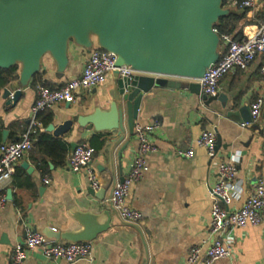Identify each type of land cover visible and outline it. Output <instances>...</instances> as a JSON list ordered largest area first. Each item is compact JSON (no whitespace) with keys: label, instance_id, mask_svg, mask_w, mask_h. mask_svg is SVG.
<instances>
[{"label":"crops","instance_id":"0c3cea01","mask_svg":"<svg viewBox=\"0 0 264 264\" xmlns=\"http://www.w3.org/2000/svg\"><path fill=\"white\" fill-rule=\"evenodd\" d=\"M262 1L261 6L248 10V25L263 21ZM88 57L89 51L71 43L69 66L61 73L54 59L46 55L40 82L59 87L81 74ZM261 62L258 56L247 70L235 69L226 74L214 95L217 98L209 104L185 86V79L156 75L157 79L164 80L163 84L144 95L137 122L160 124L152 135L157 151L147 156L150 170L132 185L127 198L128 205L142 212L143 218L136 228L112 213L111 226L95 239L86 241L93 245L91 257L74 264H184L192 246L205 239L214 240L209 233L215 203L210 188L218 180L219 163L232 156L238 159L237 183L243 199L232 201V209L242 204L256 182L264 181V106L257 120L247 127L241 126L251 119L253 102L264 97ZM19 72L20 69L15 79L0 88V143L20 139L28 127L37 97L33 78L28 86L20 87L23 93L18 102L7 104L4 89L10 87L13 95L19 88ZM117 91L118 80L114 73L109 74L104 83L80 91L73 101L61 102L41 112V120L49 119L41 133L48 139L65 143L66 159L59 164L34 143L18 162L11 180L1 187L0 193L5 194L7 201L0 207V264H11L13 246L24 242L31 231L46 236L47 229L55 235L78 232L83 224L94 229L107 220L103 215L110 209L107 199L114 184L130 171L138 151L135 132L127 133L125 141L129 144L120 160L119 150L125 141L116 146L105 132L80 131L77 122L71 131L56 136L49 125L58 127L74 115L108 114ZM207 129L217 133L214 159L208 156L206 148L195 144ZM82 142L96 148L92 164L101 180L98 190L91 187L83 173H75L69 167L75 144ZM189 148L194 149L193 157L179 154L180 150ZM24 162L33 170L24 167ZM45 176L50 178L49 184L45 183ZM223 238L229 243L232 255L213 264H264V212L260 224L233 228ZM26 262L69 264L63 259L47 258L39 248L28 251Z\"/></svg>","mask_w":264,"mask_h":264},{"label":"water","instance_id":"95a60500","mask_svg":"<svg viewBox=\"0 0 264 264\" xmlns=\"http://www.w3.org/2000/svg\"><path fill=\"white\" fill-rule=\"evenodd\" d=\"M223 3L224 0H0V68L17 65L20 69L19 88L13 95L10 87L4 89L7 104L18 102L23 93L20 87L28 86L41 72L46 55L54 59L61 73L65 72L71 43L89 52L96 45L114 52L117 66L128 65L138 74L130 79L115 71L118 91L110 112L74 115L58 127L50 124L49 130L56 136L71 131L77 122L80 131L105 132L112 144L123 143L128 132L134 134L144 95L163 84L164 80L156 75L185 79V86L209 104L217 96L204 94L193 80L203 77L220 57V35L214 25L230 12ZM6 134L5 130L3 136ZM128 144H122L120 160ZM23 166L33 170L27 162ZM103 190L102 187L101 195ZM111 195L107 199L110 209L103 213L107 220L100 226L91 229L83 224L78 232L55 235L47 229L45 233L67 242L95 239L111 226L112 213L119 215ZM126 224L138 228V224Z\"/></svg>","mask_w":264,"mask_h":264},{"label":"built area","instance_id":"2783aa9c","mask_svg":"<svg viewBox=\"0 0 264 264\" xmlns=\"http://www.w3.org/2000/svg\"><path fill=\"white\" fill-rule=\"evenodd\" d=\"M236 3V0H233ZM262 0H243L241 7L254 9L261 6ZM216 30V29H215ZM217 31V30H216ZM220 57L206 70L203 77L193 81L198 82L204 94L215 95L218 92L221 79L229 72L240 69L247 70L253 61L261 57V73L264 75V20L259 24L244 26L240 39H234L230 34L220 35ZM118 71L121 77L132 79L138 72L128 65L117 66V55L114 52L93 48L78 77L68 79L57 88L51 89L43 83H37L35 90L37 97L32 107V115L28 127L20 139L0 143V189L9 182L16 171L18 162L33 148L35 136L44 130L39 118L41 112L53 108L61 102H71L77 93L91 90L104 83L109 74ZM264 106V97H259L251 107V119L241 123L247 127L261 115ZM157 121H138L134 132L139 143L137 154L128 174L116 183L112 190L111 202L118 211L121 220L125 223L138 224L143 213L130 207L127 203L131 187L141 181L149 172L150 166L147 156L157 151V146L152 141V135L158 130ZM195 144L204 147L211 159L217 157V133L214 130H204L195 140ZM96 148L87 142L78 144L69 158V167L75 173H83L91 187L98 190L101 180L93 167V157ZM179 154L191 158L194 149L180 150ZM218 180L211 186L210 194L215 203L212 208V218L209 224V233L215 238L208 239L191 247L184 264H213L221 258L232 255L229 243L223 236L236 227L258 225L262 221L264 212V181L259 180L253 186L251 193L244 198L242 204L230 208L232 201L243 199L241 187L237 183L239 173L238 159L235 156L229 160L221 161L218 167ZM46 184L50 178L45 176ZM7 199L0 193V207ZM41 249L44 256L51 259H63L69 264L91 257L93 245L90 242H67L49 238L38 231L28 233L24 242L13 246L11 264H27L28 251Z\"/></svg>","mask_w":264,"mask_h":264},{"label":"trees","instance_id":"16d2710c","mask_svg":"<svg viewBox=\"0 0 264 264\" xmlns=\"http://www.w3.org/2000/svg\"><path fill=\"white\" fill-rule=\"evenodd\" d=\"M243 0H224L223 6L229 8L230 12L227 15L220 17L219 21L214 25L218 34H230L234 39H240L243 35L244 26L248 25L250 21L247 20L248 8L241 7ZM264 20V19H263ZM252 24V23H251ZM259 24V22H258ZM94 48H99L97 45ZM19 66H12L8 69L0 68V88L4 87L11 80L18 76ZM40 73L34 77V86L40 82ZM49 87V86H48ZM51 89L57 87H49ZM41 120V117H40ZM43 125H46L49 119L41 120ZM34 143L42 147L43 151L56 159L59 164H63L67 155V147L62 141L48 139L42 133H38L35 137Z\"/></svg>","mask_w":264,"mask_h":264}]
</instances>
